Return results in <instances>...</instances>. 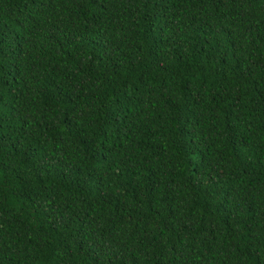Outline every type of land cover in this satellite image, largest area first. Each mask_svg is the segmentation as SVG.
Returning <instances> with one entry per match:
<instances>
[{
	"label": "trees",
	"instance_id": "obj_1",
	"mask_svg": "<svg viewBox=\"0 0 264 264\" xmlns=\"http://www.w3.org/2000/svg\"><path fill=\"white\" fill-rule=\"evenodd\" d=\"M0 264H264V0H0Z\"/></svg>",
	"mask_w": 264,
	"mask_h": 264
}]
</instances>
